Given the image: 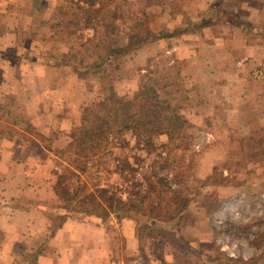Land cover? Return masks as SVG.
<instances>
[{
  "label": "rangeland",
  "instance_id": "1",
  "mask_svg": "<svg viewBox=\"0 0 264 264\" xmlns=\"http://www.w3.org/2000/svg\"><path fill=\"white\" fill-rule=\"evenodd\" d=\"M84 2L39 0L37 8L35 0H0V33L11 28H18L23 33L17 47H9L0 53V63L3 59L26 61L32 57H41L45 62L70 60L73 63L75 55H79L81 35L97 36L95 43L101 42L102 47L99 50L91 47L88 52L83 49V53H87L85 66L99 63L100 56L108 55L105 47H125L141 42L148 30L155 34L163 30L174 32L176 28L194 30L193 33L199 37V42L196 41L199 50L193 64L185 63L186 58L185 61L177 59L175 50H172L175 44L170 43V53H157L152 67L143 61L135 63L141 58L137 50L124 58L116 57L112 65L110 62L105 65L114 78L117 95L122 98H132L142 86L154 84L157 80L161 84L169 83L166 90L177 98L174 104L179 102V111L192 128L184 142L187 147L184 153L173 146H165L169 143L167 135L147 139L145 134L141 135L139 142L131 131L127 132L126 141L114 150L119 161L110 163V168L119 174L110 176L104 171L103 180L106 184L110 182L108 185L113 188L121 186L122 196L127 198L151 191L153 181L159 189L158 180L163 179L170 190L181 196L178 205H172L174 212L185 200H190L183 219L169 223L166 233L161 235L158 228H154L153 233L145 230L146 239L165 241L172 256L167 264H264V78L253 75L255 69L264 71V53L260 56V65L244 63L246 68L240 73L242 78L237 79L230 68L218 69L223 60L211 57L222 56L223 53L207 51L211 48L209 45L216 41L213 35L219 30L223 31L228 25L232 28L245 24L248 17L245 8H251V17L252 11H259L264 5L253 1L251 7H247L240 0H97L95 8L91 9L98 12H92L97 28H86L80 35L75 14L80 12L77 3L87 6ZM260 16L264 20V10ZM251 18L256 24L254 14ZM214 19L217 20L215 23ZM203 21L207 25L199 29L198 24ZM203 29L206 31L201 34ZM52 30L56 31L53 39L47 37ZM236 50L233 47L230 52ZM93 51L97 53L92 55ZM230 57L234 58V55L230 54L226 59ZM234 61L239 64L238 60L227 63ZM116 66L119 69H115ZM213 68L222 72L217 76L225 84H211L214 77H209V74ZM91 70L93 73L94 69ZM7 72L8 69L0 67V150L3 152V137L21 144L23 155L39 151L40 145L35 143L50 150L53 139L61 134L57 131L61 132L60 128L64 126H57L58 117L50 116L53 107L49 102L57 99L45 94L48 87L44 84H22L21 81L22 85H19L14 78L8 77ZM182 72H187L186 78ZM224 72L227 74L225 77ZM102 75L99 71L89 76L90 82L85 80L83 87L90 96L88 105L105 94L99 92L101 89L89 91L96 82L100 86ZM91 78L96 80L94 84ZM32 90L33 99L26 93ZM42 96L47 100L40 106L44 115H40L37 108L38 99ZM69 97L61 100L69 103ZM73 99H80V96H73ZM87 104L82 107L81 118ZM31 144L34 145L31 150L26 148ZM40 148L45 155L49 154ZM107 156L112 159V155ZM1 158L0 153V168L3 165ZM55 164L62 170L59 182L76 188L78 181L73 177V168L67 163L63 168L59 161ZM177 172L181 173L178 178ZM62 189L60 187L59 192ZM157 193L158 190L152 191L150 199L153 200ZM0 200L3 201L1 169ZM24 203V206L29 205L28 200ZM58 204H61L60 200ZM60 220L56 218L55 224ZM109 229L118 247L121 232L112 222ZM144 241L145 238L142 244ZM30 243L33 244L34 239ZM24 246L26 250L17 247L18 253H35L30 244ZM0 264H8L3 261V229H0Z\"/></svg>",
  "mask_w": 264,
  "mask_h": 264
},
{
  "label": "crops",
  "instance_id": "2",
  "mask_svg": "<svg viewBox=\"0 0 264 264\" xmlns=\"http://www.w3.org/2000/svg\"><path fill=\"white\" fill-rule=\"evenodd\" d=\"M253 1L261 2L264 5V0H240V3L251 7L250 3ZM210 9L211 7L206 10L207 13ZM245 10L248 16L245 24L232 28L228 25V28L223 29V31L219 30L213 35L216 41L212 42L213 44L209 45L211 48L207 50L223 53L222 56L213 55L211 57L223 60L218 69L221 68L222 71L225 68H230L234 71V77L237 79L242 78L240 73L246 68L245 65L243 66L244 63H254V66H258L262 61L260 56L264 53V27L262 26L264 22H261L264 20L260 16L264 6L259 11H252L251 17L254 14L256 24L253 22L254 19L250 17L251 8L248 7ZM225 17L227 16L225 15ZM218 19L221 20V18ZM223 19L225 18L223 17ZM216 21L214 19L213 23ZM205 31L203 29L201 34ZM21 32L18 28L3 29V33H0V53L9 47H17L19 36L23 34ZM49 32L47 37L55 38L56 31ZM179 36H176L177 38L159 39L144 45L137 50L138 53H141V58L136 59L135 63L143 61L152 67L153 59L157 53L165 51L170 53L169 44L171 43L172 45L175 44V48L172 50H175L177 59L180 58L183 59L182 61L186 60L185 63L193 64L199 50L198 45L196 46L199 37L193 31H188ZM233 47H236L237 50L230 52ZM230 54H233L234 58L226 59ZM184 58L186 59L184 60ZM232 60H238L239 64L237 65L241 68L236 65V61L227 63V61ZM0 67L8 69V77L14 78L19 85L27 82L32 85L39 84L42 86L44 84L48 87L45 94L57 99L49 102L50 106L53 107L50 116L58 117L57 126L64 125L60 128L61 132L57 131V134H61H58L55 140L53 139L50 150L45 149L39 143H35L40 145L44 151L46 150L48 155L41 152L40 146L39 151H33L30 155L25 153L23 155L21 144L3 137V152L0 150L1 156H3L1 158L3 165L0 168L1 173H3V201L0 200L3 261L8 262V264H17V262H22V264H130V262L133 264H167L171 261L172 256L169 255L166 243L162 239L148 238L142 244V240L137 237V223L131 218L112 221V225L118 227L121 232L117 247L109 227L101 224L98 219L67 215L68 213L63 219L62 216L65 211L57 210L55 207L59 205L56 188L61 183L59 179L62 173L61 168L55 163L59 161L63 168L67 166L65 161L59 157L58 152L66 149L71 143L72 130L81 124L82 107L90 101L88 91L83 87L85 86V79L79 77L76 72L62 62H54L53 60L45 62L41 57H32L26 61L3 59ZM218 69L213 68L214 71L209 74V77L210 75L214 77V81L211 83L213 85H220L222 82L225 84V81L220 80L221 78L217 76V74L222 75ZM255 71H260V75H255ZM182 74L186 78L187 72L186 74L182 72ZM226 75L224 72L223 77ZM253 75L257 78H264V71L263 69H255ZM218 80L220 82H217ZM196 83L194 84L195 87H197ZM26 93L30 98L34 95L33 90ZM65 96H70L68 98L69 103L61 100ZM73 96H80V99L74 101ZM42 97L38 99L39 105L37 106L40 109V115L45 114L40 108L41 103L44 100L47 101L44 96ZM27 100L30 101V99ZM51 107L49 111H51ZM33 146L31 144L26 148ZM24 200H28L29 205L24 206ZM58 217L61 220L55 224ZM33 239L34 243L31 244ZM27 244L35 249V253L32 255H29L27 251L23 254L22 252L18 253L17 247L25 249L24 245Z\"/></svg>",
  "mask_w": 264,
  "mask_h": 264
},
{
  "label": "trees",
  "instance_id": "3",
  "mask_svg": "<svg viewBox=\"0 0 264 264\" xmlns=\"http://www.w3.org/2000/svg\"><path fill=\"white\" fill-rule=\"evenodd\" d=\"M38 2L39 0H35L37 8ZM85 2L87 6L77 3L80 12L75 14L76 24L78 27L80 26L78 30L80 35L86 28L93 30L97 28V22L92 16V12H98L96 9L91 10L95 8L97 0H85ZM30 14L33 13L30 11ZM206 25L207 23L205 24L203 21L198 24V28L201 29ZM188 31L191 30L176 28L174 32L169 33L167 30H163L155 34L148 30L146 38L141 42L125 47H105L108 55L100 56L99 63L85 66L87 53H83V49H86L87 52L91 49L99 50L102 43H95L97 36L89 38L81 35L79 55H75V62L70 63V60L62 62L70 66L79 77L86 81L89 80V76L96 75L100 71L103 74L100 77V86L97 85L98 82L95 83L96 80L92 81L91 78L95 86L93 89L89 88V91L101 89L99 92L105 93L98 100H94L84 107L81 124L71 132V143L66 149L59 152V157L73 168V177L78 181L76 188L66 187L62 183L57 185L56 192L61 204L55 207L57 210L65 211L63 219L70 214L92 217L109 227L114 219L120 221L123 218H131L137 223L136 232L140 240L146 239L144 237L145 230L153 233V229L158 228L162 235L169 230V223L183 219L190 200H185L181 208L174 212L172 205L177 206L181 196L170 190L163 179L158 180L159 189L156 188L153 181L151 191L127 198L122 196L121 186L113 188L108 185L110 182L106 184L103 180L104 171L110 176L119 174L116 169L110 168V163L119 161V158L115 157L114 150L126 141L127 132L131 131L139 142L141 135L146 134L147 139L167 135L169 143L165 146L168 148L173 146L184 153L187 150L184 142L189 138L188 133L192 128L189 120L180 113L179 102L177 105L174 104V99L177 98L170 96L172 93L166 90L169 83L161 84L160 80H157L154 84L142 86L132 98H122L117 95L114 78L107 72L105 65L108 62L112 65L113 59L116 57L124 58L148 43L162 38L176 37ZM96 53L93 51L92 55ZM91 69H94L93 73ZM115 69H119V66H116ZM107 155H112V159H108ZM127 165L132 167L129 162ZM99 167H102L103 172L99 171ZM176 175L178 178L181 173L177 172ZM60 187L64 188L62 192H59ZM154 190H158V193L152 197V200L150 198Z\"/></svg>",
  "mask_w": 264,
  "mask_h": 264
},
{
  "label": "built area",
  "instance_id": "4",
  "mask_svg": "<svg viewBox=\"0 0 264 264\" xmlns=\"http://www.w3.org/2000/svg\"><path fill=\"white\" fill-rule=\"evenodd\" d=\"M255 75L259 76L260 75V71H255Z\"/></svg>",
  "mask_w": 264,
  "mask_h": 264
}]
</instances>
